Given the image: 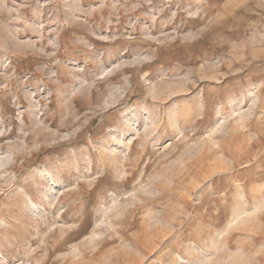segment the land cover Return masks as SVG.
<instances>
[{
	"label": "rangeland",
	"instance_id": "obj_1",
	"mask_svg": "<svg viewBox=\"0 0 264 264\" xmlns=\"http://www.w3.org/2000/svg\"><path fill=\"white\" fill-rule=\"evenodd\" d=\"M0 264H264V0H0Z\"/></svg>",
	"mask_w": 264,
	"mask_h": 264
}]
</instances>
